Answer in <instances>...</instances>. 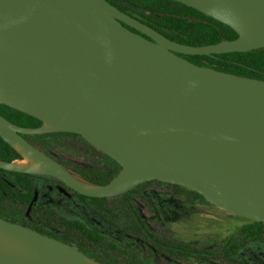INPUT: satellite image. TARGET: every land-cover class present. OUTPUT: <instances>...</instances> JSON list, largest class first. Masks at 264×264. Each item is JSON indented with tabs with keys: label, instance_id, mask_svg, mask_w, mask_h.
<instances>
[{
	"label": "water",
	"instance_id": "95a60500",
	"mask_svg": "<svg viewBox=\"0 0 264 264\" xmlns=\"http://www.w3.org/2000/svg\"><path fill=\"white\" fill-rule=\"evenodd\" d=\"M175 1L237 36L194 46L108 0H0V102L79 134L121 167L106 183L84 187L23 136L42 124L24 128L0 115V136L29 150L41 174L82 195L111 197L158 180L264 223V80L180 56L264 47V0ZM0 167L24 172L4 161ZM0 231L43 253L21 263L0 252V264H90L75 246L1 216Z\"/></svg>",
	"mask_w": 264,
	"mask_h": 264
},
{
	"label": "rangeland",
	"instance_id": "374dc122",
	"mask_svg": "<svg viewBox=\"0 0 264 264\" xmlns=\"http://www.w3.org/2000/svg\"><path fill=\"white\" fill-rule=\"evenodd\" d=\"M56 131L40 127L32 134L39 136ZM51 139V146L57 143L51 155L65 161L64 167L69 173L81 180L83 179L74 172L76 167L115 166L112 158L93 149L86 150L81 138L51 135ZM174 185L177 184L153 180L140 188V194H135L133 204L148 230L171 245L180 243L190 246L195 251L189 256L178 249L158 244L141 233V230L134 228L131 219L125 216L128 210L117 194L108 197L104 206L105 213L117 227L85 219L93 229L99 228L106 240L88 241L82 236L62 232L59 227H56L54 233L70 236L75 246L80 244L85 248L83 253L106 264H244L245 260L248 264H264V244L246 242L240 233V226L249 222L250 218L233 214L209 203L205 198L195 197L190 192L192 190ZM48 199L45 203L53 206L58 216L76 217L72 206L64 203L61 195L49 194ZM0 210L7 217L20 221L27 220V213L30 216L26 207L7 201H0ZM34 222L42 224L44 219H35ZM230 237L234 240V246L238 247L237 255L228 252L226 240ZM109 239L125 248V252L110 247Z\"/></svg>",
	"mask_w": 264,
	"mask_h": 264
},
{
	"label": "trees",
	"instance_id": "16d2710c",
	"mask_svg": "<svg viewBox=\"0 0 264 264\" xmlns=\"http://www.w3.org/2000/svg\"><path fill=\"white\" fill-rule=\"evenodd\" d=\"M110 3L118 7L120 10L127 14L139 19L140 21L155 28L165 36L180 43L199 46L205 44H211L219 42L223 39H232L237 36V33L228 25L205 15L199 10L190 7L184 3L175 0H108ZM134 30L133 28H131ZM136 31V30H134ZM180 56L187 60L201 65L211 67L216 70H221L241 76H247L251 78H257L264 80V47L253 49L244 52H225L212 55L206 54H180ZM0 115L6 118L14 125L24 128H36L42 124V121L38 118L29 115L21 110H18L8 104L0 102ZM70 135L77 136L82 139L79 134L56 131L55 133H49L45 135H33L24 134V136L35 146L47 154H52V150L55 149L56 144L51 146V135L62 136ZM59 138V137H57ZM86 150L93 149L102 155L107 156L98 149H95L92 145L87 143L84 139ZM84 147V146H83ZM56 158L63 166L65 161L60 157L51 155ZM21 154L6 140L0 136V161L12 162L20 159ZM111 159V158H110ZM115 166L112 167H76L75 171L84 181L92 184L101 185L106 183L112 176H114L121 167L118 162L111 159ZM119 167V168H118ZM42 176L41 173H28L18 170H9L0 167V200L4 196V200H9L16 204L27 206L33 198L35 183L33 178ZM153 180H147L145 182L137 183L136 185L120 192L117 196L121 197V203L128 210V216L133 223L134 228L141 230L146 237L151 238L153 241L164 246H170L174 249L180 250L183 254L191 255L195 250L190 246L176 243L169 244L164 240H160L150 230L147 229L142 218L137 212L133 204L135 194H140V188ZM175 187H181L174 185ZM189 191V190H188ZM192 195L199 198H204L197 192L190 191ZM77 196L86 200L90 204H97L106 202L108 197H90L76 193ZM2 217V215L0 214ZM5 218H8L4 215ZM11 221H15L13 218H8ZM137 223V224H136ZM75 222H70V227L75 229H81ZM136 224V225H135ZM36 230L41 229L35 228ZM240 233L243 240L249 243H262L264 244V223L261 221H255L250 219L249 222L240 226ZM51 235V234H50ZM105 236L99 232L88 233V238L93 242H98ZM57 238L72 243L69 238L65 236H58ZM228 252L233 255H237L238 247L234 246V240L232 237L226 240ZM78 248L85 252V249L77 244ZM112 246L116 247L115 244ZM225 252V253H228ZM99 263L95 258L89 257ZM103 264V263H101ZM244 264H248L247 260Z\"/></svg>",
	"mask_w": 264,
	"mask_h": 264
},
{
	"label": "flooded vegetation",
	"instance_id": "af4514ba",
	"mask_svg": "<svg viewBox=\"0 0 264 264\" xmlns=\"http://www.w3.org/2000/svg\"><path fill=\"white\" fill-rule=\"evenodd\" d=\"M23 136H24V134H23ZM67 136H70V135L63 134L61 137H67ZM72 137H74V136H72ZM75 137H77V136H75ZM48 155H50V154H48ZM51 157H53V156H51ZM54 159L57 160L56 158H54ZM33 182L36 185L34 193L37 192V197H36V199L34 201L31 200L32 203L30 201V203L27 206H24V205H21V204H16V203H13V202H11L9 200H4V196L0 200L3 203H4V201H7V202H10V203L15 204V205H20V206L26 207L27 211L30 212V216H29V213L26 214L27 220H21L20 221V220L15 219V221H13V222H18L20 224H23V225L28 226V227L33 228V229H35V228L41 229L43 232H41L40 230H37V231H39L41 233H44L46 235L55 237V238H57V235H58V236H65V237L69 238V240H71L70 236H66L64 234L54 233V230L56 229V227L57 228L59 227L58 229H61L62 232H66L67 234H73V235L76 234L79 237L82 236L83 238H85V240H88V241H92V240H90L88 238V233L89 232L93 233V234L94 233L97 234V232H99L101 235H103V236H105V235L103 234V232H101V230H99V228L93 229L91 227L92 225L90 223H87L85 219H89L90 218L91 221L97 222V223H101L102 225L104 224V222H106L108 224L116 226V224L112 221L110 216L105 213V209H104L105 202L97 203V204H94V203L90 204L86 200L80 199L77 196V194H76L78 192L74 191L70 187L66 186L60 180H58L57 178H55L53 176H50V175L42 174V176L33 178ZM49 194H51V195H53V194L61 195V197L64 198L63 199V201H65L64 203H67V205L72 206V209L74 210L76 217L62 218V217L58 216L57 213H56L57 212L56 209L53 206H51L50 204L45 203V202H48V200H49L48 199ZM33 197H34V194H33ZM53 212H54V214H52ZM0 214L2 215L3 218H5L4 217L5 214H4V212L2 210H0ZM93 215H94L95 218L93 217ZM8 218H10V217H8ZM8 218H6V219H8ZM41 218L44 219V222H42V224L40 222H34L35 219H41ZM46 219H47V221H46ZM70 222L77 223L76 225L79 226L81 229H79V228L78 229L71 228L70 225H69ZM123 232L126 233L125 231H123ZM105 238L102 237V239L100 241L104 240ZM61 241H63V240H61ZM100 241H98V242H100ZM64 242H66V241H64ZM66 243H69V244L75 246L73 241H72V243H70V242H66ZM112 244H115L116 247L112 246ZM108 245L110 247L116 249V250H119V251H124L125 252V250H126L125 248H121L112 239L108 240ZM75 247L78 248L77 245ZM78 249L80 250V248H78ZM103 264H106V263L103 262Z\"/></svg>",
	"mask_w": 264,
	"mask_h": 264
},
{
	"label": "bare ground",
	"instance_id": "6f19581e",
	"mask_svg": "<svg viewBox=\"0 0 264 264\" xmlns=\"http://www.w3.org/2000/svg\"><path fill=\"white\" fill-rule=\"evenodd\" d=\"M3 98L0 96V100ZM48 130H55L56 127L48 121H43L42 126ZM11 145L21 154V158L8 163V166L24 170V172L43 173V165L36 159V157L26 148L21 147L14 142ZM72 175V174H71ZM76 182L84 187H93L84 180H81L72 175ZM127 184L117 188L122 190ZM0 252L4 255L14 259L17 262L28 263L38 261L43 258V253L27 238L9 231H0ZM86 262L90 264H101L91 258H86Z\"/></svg>",
	"mask_w": 264,
	"mask_h": 264
}]
</instances>
